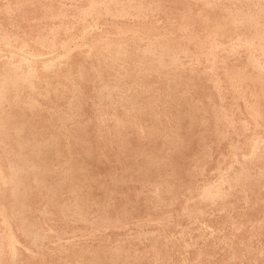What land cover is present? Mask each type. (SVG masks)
<instances>
[{
	"label": "rangeland",
	"instance_id": "obj_1",
	"mask_svg": "<svg viewBox=\"0 0 264 264\" xmlns=\"http://www.w3.org/2000/svg\"><path fill=\"white\" fill-rule=\"evenodd\" d=\"M8 1L0 0V70L2 71H0V82H3V84L0 83V92L3 90L0 93V99H2L0 100V175L2 177H0V233L3 231L0 234V245L2 244L0 264H225V262L226 264H264V186H262L264 185V14L262 13L264 0H237V2L236 0ZM86 6L91 10L86 9ZM130 6L132 8L135 6L134 10ZM121 7H123L122 10ZM84 9L87 13L83 11ZM105 10L107 12H104ZM116 10H119L118 14ZM124 10L128 16L125 15ZM136 12L139 13L135 15ZM98 14L100 16L97 18ZM113 15L115 18L118 16L115 19ZM240 16L243 18L241 19ZM249 18L250 21H248ZM243 19L247 22L245 20L242 22ZM235 22L237 25L234 24ZM115 23L117 26L114 25ZM219 25L222 27H218ZM211 27L214 29H210ZM78 35L82 37L81 40ZM220 35L223 37H219ZM2 36L5 38L3 39ZM92 44H95L94 47H91ZM215 46L219 49L217 50ZM27 62H30L29 66ZM157 64H160L162 68ZM8 68H11L9 70L11 73L8 72ZM7 75L9 78H6ZM9 82L13 85L11 86ZM252 111L257 113L254 115ZM23 141L26 143L24 144ZM34 181L38 182L37 185ZM13 182L16 184H12ZM100 189L102 191H99ZM242 192L244 194H241ZM136 193H138L137 196ZM12 199L13 203H11ZM8 215L10 217H6ZM122 226L126 227L123 229ZM105 227L106 229L108 227L106 231ZM8 244L13 248L12 246L9 248ZM11 249L15 252L12 253ZM14 253L15 255H12ZM108 259L110 260L106 261ZM111 259L113 261L115 259L116 263Z\"/></svg>",
	"mask_w": 264,
	"mask_h": 264
},
{
	"label": "bare ground",
	"instance_id": "obj_2",
	"mask_svg": "<svg viewBox=\"0 0 264 264\" xmlns=\"http://www.w3.org/2000/svg\"><path fill=\"white\" fill-rule=\"evenodd\" d=\"M7 1H8V0H7ZM69 1H70V0H69ZM71 1H72V0H71ZM90 1H91V0H90ZM101 1H102V0H101ZM109 1H110V0H109ZM149 1H150V0H149ZM149 1H148V2H149ZM191 1H192V0H191ZM200 1H201V0H200ZM205 1H206V0H205ZM219 1H220V0H219ZM225 1H226V0H225ZM229 1H230V0H229ZM8 2H10V1H8ZM112 2H114V1H112ZM115 2H116V1H115ZM125 2H126V0H125ZM236 2H237V0H236ZM236 2H235V3H236ZM243 2H244V1H243ZM262 2H263V1H262ZM102 3H103V2H102ZM104 3H105V2H104ZM109 3H110V2H109ZM122 3H123V2H122ZM128 3H129V2H128ZM128 3H127V4H128ZM205 3L207 4V2H205ZM210 3H212V2L210 1ZM14 4H15V3H14ZM88 4H90V3H88ZM97 4H98V3H97ZM97 4H96V5H97ZM100 4H101V3H100ZM111 4H112V3H111ZM124 4H125V3H124ZM153 4H154V3H153ZM253 4H254V3H253ZM256 4H257V3H256ZM258 4H259V3H258ZM12 5H13V4H11V6H12ZM18 5H20V4H18ZM94 5H95V4H94ZM105 5H107V4H105ZM139 5H140V3H139ZM207 5H208V4H207ZM207 5H205V6H207ZM214 5H215V4H214ZM239 5H240V4H239ZM15 6H16V5H15ZM22 6H23V5H22ZM35 6H36V5H35ZM61 6H62V5H61ZM63 6H64V5H63ZM87 6H88V5H87ZM87 6H86V7H87ZM99 6H100V5H99ZM102 6H103V4H102ZM112 6H115V5H112ZM116 6H117V3H116ZM121 6H122V5H121ZM123 6H124V5H123ZM150 6H151V5H150ZM222 6H223V5H222ZM254 6H255V5H254ZM254 6H253V7H254ZM8 7H10V6H8ZM86 7H85V8H86ZM89 7H90V5H89ZM103 7H105V6H103ZM130 7H131V6H130ZM130 7H129V8H130ZM137 7H139V6H137ZM201 7H202V6H201ZM207 7H208V6H207ZM209 7H210V6H209ZM224 7H225V6H224ZM25 8H26V7H25ZM41 8H42V7H41ZM43 8H44V7H43ZM60 8H61V7H60ZM67 8H68V7H67ZM74 8H75V7H74ZM115 8H116V7H115ZM122 8H123V7H121V10H122ZM124 8H125V7H124ZM131 8H132V7H131ZM133 8H135V6H133ZM133 8H132V9H133ZM140 8H141V7H140ZM14 9H15V8H14ZM70 9H72V8H70ZM80 9H81V8H80ZM86 9H88V7H87ZM89 9H90V8H89ZM89 9H88V10H89ZM98 9H99V8H98ZM105 9L107 10V8H105ZM108 9H109V8H108ZM119 9H120V8H119ZM126 9H127V8H126ZM126 9H125V10H126ZM220 9H221V7H220ZM226 9H227V8H226ZM258 9H259V8H257V10H258ZM4 10H5V9H4ZM15 10H16V9H15ZM26 10H27V9H26ZM59 10H60V9H59ZM90 10H91V9H90ZM103 10H104V8H103ZM106 10H105L104 12H107ZM125 10H124V11H125ZM127 10H128V9H127ZM133 10H134V9H133ZM212 10H213V9H212ZM11 11H12V10H11ZM24 11H25V10H24ZM64 11H65V10H64ZM76 11H77V10H76ZM78 11H79V8H78ZM83 11L85 12V9H84ZM83 11H82V12H83ZM95 11H96V10H95ZM116 11H117V12H116ZM116 11H115V12L118 14V11H119V10H116ZM124 11H120V12L122 13V12H124ZM129 11H130V10H129ZM135 11H136V10H135ZM138 11H139V10H138ZM210 11H211V10H210ZM234 11H235V10H234ZM237 11H238V9H237ZM239 11H240V10H239ZM253 11H254V10H253ZM259 11H261V10H259ZM263 11H264V10H263ZM5 12H6V11H5ZM14 12H15V11H14ZM17 12H18V11H17ZM59 12H60V11H59ZM79 12H81V10H80ZM84 12H83V13H84ZM99 12H100V11H99ZM99 12H98V13H99ZM109 12H110V11H109ZM132 12H133V11H132ZM225 12H226V11H225ZM244 12H245V11H244ZM247 12H248V10H247ZM256 12L259 14L258 11H256ZM256 12H254V13H256ZM12 13H13V12H12ZM85 13H87V10H86ZM92 13H94V12H92ZM116 13H114V14H116ZM124 13H125V15L128 16V14L126 13V11H125ZM128 13H129V12H128ZM138 13H139V12H138ZM138 13L136 12L135 15L138 14ZM218 13H219V12H218ZM227 13H228V12H227ZM262 13L264 14V12H262ZM58 14H59V13H58ZM76 14H77V12H76ZM81 14H82V13H81ZM81 14H79V15H81ZM94 14H97V13H94ZM101 14H103V13H101ZM152 14H154V13H152ZM236 14H237V13H236ZM241 14H242V13H241ZM246 14H247V13H246ZM250 14H251V12L249 13V15H250ZM6 15H8V14H6ZM60 15L62 16V14H60ZM82 15H83V14H82ZM85 15H86V14H85ZM135 15H134V16H135ZM247 15H248V14H247ZM255 15H256V14H255ZM259 15H260V14H259ZM261 15H262V14H261ZM58 16H59V15H58ZM83 16H84V15H83ZM94 16H95V15H94ZM96 16H97V15H96ZM99 16H100V14H98L97 18H98ZM103 16H104V15H102V17H103ZM105 16H106V14H105ZM108 16H110V15L108 14ZM113 16H114V15H113ZM117 16H118V15H117ZM117 16H116V18H117ZM122 16H123V15H122ZM122 16H121V17H122ZM127 16H123V17H127ZM130 16H131V14H130ZM134 16H133V17H134ZM197 16H198V15H197ZM234 16H235V15H234ZM244 16H245V15H243V17H244ZM257 16H258V15H257ZM257 16H256V17H257ZM50 17H51V16H50ZM88 17H89V16H88ZM111 17H112V16H111ZM119 17H120V16H119ZM123 17H122V18H123ZM133 17H132V18H133ZM135 17H136V19H137V16H135ZM227 17H228V16H227ZM235 17H236V16H235ZM241 17H242V16H240V18H241ZM243 17H242V18H243ZM254 17H255V16H254ZM53 18H54V17H53ZM57 18H58V17H57ZM105 18H106V17H105ZM114 18H115V16H114ZM116 18H115V19H116ZM128 18H130V17H128ZM242 18H241V19H242ZM246 18H248V17H246ZM46 19H47V18H46ZM46 19H45V20H46ZM73 19H74V18H73ZM91 19H93V18H91ZM133 19H134V18H133ZM140 19H142V18H140ZM204 19H205V17H204ZM231 19H232V18H231ZM231 19H230L229 21H231ZM235 19H236V18H235ZM252 19H253V18H252ZM258 19H259V17H258ZM48 20H49V19H48ZM80 20H82V19H80ZM94 20H95V19H94ZM111 20H112V19H111ZM127 20H128V19H127ZM145 20H146V19H145ZM236 20H237V19H236ZM244 20H245V19H243L242 22H244ZM256 20H257V19H256ZM261 20H263V18H262ZM53 21H54V19H53ZM91 21H92V20H91ZM132 21H133V20H132ZM239 21H240V20H239ZM248 21H250V18H249ZM252 21H253V20H252ZM252 21H251V22H252ZM236 22L238 23V21H236ZM236 22H235L234 24H236ZM245 22H247V21L245 20ZM258 22H259V20H258ZM77 23H78V22H77ZM81 23H82V22H81ZM85 23H86V22H85ZM132 23H133V22H132ZM136 23H137V22H136ZM136 23H135V25H136ZM207 23H208V22H207ZM213 23L215 24V21H214ZM213 23H210V24H213ZM255 23H256V22H255ZM120 24H121V23H120ZM242 24H243V23H242ZM257 24H258V23H257ZM85 25H87V23H86ZM109 25H110V24H109ZM114 25H116V23H115ZM118 25H119V24H118ZM215 25H216V24H215ZM232 25H233V24H232ZM236 25H237V24H236ZM236 25H235V26H236ZM240 25H241V23H240ZM247 25H248V23H247ZM253 25H254V23H253ZM59 26H60V25H59ZM66 26H67V25H66ZM116 26H117V25H116ZM121 26H122V25H121ZM133 26H134V25H133ZM226 26H227V25H226ZM238 26H239V25H238ZM241 26H242V25H241ZM249 26H250V25H249ZM258 26H259V25H258ZM53 27H55V26H53ZM72 27H73V26H72ZM84 27H85V26H84ZM87 27H88V26H87ZM90 27H91V26H90ZM118 27H119V26H118ZM205 27H206V26H205ZM218 27H222V26L219 25ZM246 27H247V26H246ZM256 27H257V26H256ZM256 27H254V28L256 29ZM261 27H262V25H261ZM263 27H264V26H263ZM114 28H116V27H114ZM114 28H113V29H114ZM224 28H225V26H224ZM224 28H223V29H224ZM232 28H233V27H232ZM250 28H251V26H250ZM56 29H57V28H56ZM83 29H84V28H83ZM86 29H87V28H86ZM86 29H85V31H86ZM89 29H90V28H88V30H89ZM121 29H122V28H121ZM210 29H214V28L211 27ZM234 29H235V28H234ZM234 29H233V30H234ZM239 29H240V28H239ZM258 29H259V28H258ZM49 30H50V29H49ZM94 30H95V29H94ZM123 30H124V29H123ZM215 30L217 31V28H216V27H215ZM244 30H245V29H244ZM263 30H264V29H263ZM83 31H84V30H83ZM85 31H84V32H85ZM90 31H92V30H90ZM219 31H220V30H219ZM219 31H218V32H219ZM255 31H256V30H255ZM80 32H81V31H80ZM227 32H228V31H227ZM231 32H233V31H231ZM235 32H236V31H234V33H235ZM237 32H238V31H237ZM92 33H93V32H92ZM121 33H122V32H121ZM136 33H137V32H136ZM136 33H133V34H136ZM241 33H242V32H241ZM250 33H251V32H250ZM260 33H261V32H260ZM81 34H82V33H81ZM85 34H86V33H85ZM103 34H104V33H103ZM105 34H106V33H105ZM105 34H104V35H105ZM123 34H124V33H123ZM176 34H177V33H176ZM212 34H213V33H212ZM231 34H232V33H231ZM257 34H258V33H257ZM11 35H12V34H11ZM94 35H95V34H94ZM106 35H107V34H106ZM115 35H116V34H115ZM117 35H118V34H117ZM121 35H122V34H121ZM255 35H256V33H255ZM255 35H254V36H255ZM261 35H262V34H261ZM4 36H5V35H4ZM78 36H79V35H78ZM81 36H82V35H81ZM89 36H91V35H89ZM111 36H113V34H112ZM132 36H133V35H132ZM174 36H175V35H174ZM213 36H214V35H213ZM215 36H216V35H215ZM221 36H222V35H220L219 37H221ZM251 36H252V35H251ZM257 36H258V35H257ZM5 37H6V36H5ZM5 37L2 36L3 39H4ZM14 37H16V36H14ZM46 37H47V36H46ZM79 37H80V36H79ZM98 37H99V36H98ZM103 37H104V36H103ZM117 37H118V36H117ZM120 37H121V36H120ZM123 37H124V36H123ZM176 37H177V36H176ZM222 37H223V36H222ZM235 37H236V36H235ZM237 37H238V36H237ZM241 37H242V36H241ZM19 38H20V37H19ZM21 38H22V37H21ZM81 38H82V37H80V40H81ZM137 38H138V37H137ZM177 38H178V37H177ZM214 38H215V37H214ZM243 38H244V37H243ZM256 38H257V37H256ZM259 38H260V37H259ZM13 39H14V38H13ZM17 39H18V38H17ZM22 39H23V38H22ZM36 39H37V38H36ZM96 39H98V38H96ZM99 39H100V38H99ZM120 39H121V38H120ZM127 39H128V38H127ZM129 39H130V38H129ZM129 39H128V40H129ZM220 39H222V38H220ZM249 39H251V38H249ZM254 39H255V38H254ZM262 39H263V38H262ZM5 40H6V39H5ZM7 40H8V39H7ZM43 40H45V39H43ZM43 40H41V41H43ZM82 40H83V39H82ZM84 40H85V39H84ZM118 40H119V39H118ZM132 40H133V39H132ZM226 40H227V39H226ZM228 40H229V38H228ZM235 40H236V39H235ZM247 40H248V39H247ZM247 40H246V41H247ZM259 40H260V39H258V41H259ZM15 41H16V40H15ZM24 41H25V40H24ZM39 41H40V40H39ZM75 41H76V40H75ZM87 41H88V40H87ZM93 41H94V40H93ZM99 41H100V40H99ZM103 41H105V40H103ZM103 41H102V42H103ZM113 41H114V40H113ZM113 41H112V42H113ZM120 41H121V40H120ZM126 41H127V40H126ZM134 41H135V40H134ZM134 41H133V42H134ZM238 41H239V39H238ZM252 41H253V40H252ZM252 41H251L250 43H252ZM258 41H257V42H258ZM1 42H2V40H1ZM45 42H46V40H45ZM48 42H49V41H48ZM73 42H74V41H73ZM77 42H78V39H77ZM89 42H90V41H89ZM112 42H111V43H112ZM122 42H123V41H122ZM173 42H174V41H173ZM4 43H5V42H4ZM53 43H54V42H53ZM103 43H104V42H103ZM115 43H116V41H115ZM127 43H128V42H127ZM138 43H139V42H138ZM138 43H137V44H138ZM194 43H195V42H194ZM230 43H231V42H230ZM232 43H233V42H232ZM241 43H244V42H241ZM247 43H248V42H247ZM247 43H246V44H247ZM5 44H7V43H5ZM10 44H11V43H10ZM46 44H47V43H46ZM78 44L80 45V43H78ZM100 44H101V43H100ZM258 44H259V42H258ZM43 45H44V43H43ZM76 45H77V44H76ZM92 45H93V44H92ZM94 45H95V44H94ZM94 45H93V46L90 45V46H91V47H94ZM122 45H123V44H122ZM134 45H135V44H134ZM142 45H144V44H142ZM244 45H245V44H244ZM262 45H263V44H262ZM262 45H261V46H262ZM0 46H1V45H0ZM7 46H8V45H7ZM20 46H21V45H20ZM36 46H37V45H36ZM47 46H48V45H47ZM128 46H129V45H128ZM178 46H179V45H178ZM224 46H225V45H224ZM231 46H232V45H231ZM257 46H259V45H257ZM261 46H260V47H261ZM41 47H42V46H41ZM64 47H65V46H64ZM122 47H123V46H122ZM136 47H137V46H136ZM148 47H149V46H148ZM184 47H185V46H184ZM215 47H216V46H215ZM217 47H219L218 44H217ZM217 47H216V48H217ZM239 47H240V46H239ZM242 47H244V46H242ZM3 48H4V47H3ZM8 48H10V47H8ZM12 48H13V47H12ZM88 48L90 49V47H88ZM103 48H104V47H103ZM117 48H118V45H117ZM140 48H141V47H140ZM177 48H178V47H177ZM211 48H212V47H211ZM219 48H220V47H219ZM219 48H217V50H218ZM247 48H248V47H247ZM247 48H246V49H247ZM257 48H258V47H257ZM21 49H22V47H21ZM107 49H108V48H107ZM110 49H111V48H110ZM123 49H124V48H123ZM144 49H145V48H144ZM144 49H143V51H144ZM150 49H151V48H150ZM175 49H176V48H175ZM187 49H188V48H187ZM229 49H230V48H229ZM246 49H245V50H246ZM253 49H254V48H253ZM260 49H261V48H260ZM92 50H93V49H92ZM128 50H129V48H128ZM131 50H132V49H131ZM147 50H148V49H147ZM147 50H146V51H147ZM152 50H153V49H152ZM208 50H210V49H208ZM215 50H216V49H215ZM234 50H235V49H234ZM247 50H248V49H247ZM254 50H255V49H254ZM8 51H9V49H8ZM102 51H103V50H102ZM121 51H122V50H121ZM134 51H135V50H134ZM136 51H137V50H136ZM184 51H185V50H184ZM184 51H182V52H184ZM200 51H201V50H200ZM243 51H244V50H243ZM250 51H251V50H250ZM261 51H262V50H261ZM263 51H264V50H263ZM12 52H13V51H12ZM103 52H104V51H103ZM103 52H101V53L103 54ZM105 52H106V51H105ZM139 52H140V51H139ZM213 52H214V51H213ZM222 52H223V51H222ZM252 52H253V51H252ZM20 53H21V52H20ZM101 53H100V54H101ZM114 53H115V52H114ZM124 53H125V52H124ZM127 53H128V52H127ZM142 53H144V52H142ZM146 53H147V52H146ZM146 53H145V54H146ZM148 53H149V52H148ZM152 53H153V52H152ZM185 53H189V52H185ZM210 53H211V52H210ZM226 53H227V52H226ZM231 53H232V52H231ZM240 53L243 54L242 52H240ZM256 53H257V52H256ZM0 54H1V53H0ZM18 54H19V53H18ZM121 54H122V53H121ZM125 54H126V53H125ZM129 54H130V53H129ZM131 54H132V53H131ZM134 54H135V52H134ZM134 54H133V55H134ZM155 54H156V53H155ZM234 54H235V52H234ZM251 54H252V53H251ZM253 54H254V53H253ZM11 55H12V54H11ZM95 55H96V54H95ZM152 55H153V54H152ZM157 55H158V54H157ZM157 55H156V56H157ZM198 55H199V54H198ZM201 55H202V54H201ZM201 55H200V57H201ZM205 55H206V54H205ZM212 55H213V54H212ZM212 55H211V56H212ZM262 55H263V53H262ZM22 56H23V55H22ZM22 56H21V58H22ZM25 56H26V55H25ZM59 56L62 57L61 55H59ZM99 56H100V55H99ZM125 56H126V55H125ZM135 56H136V55H135ZM135 56H134V58H135ZM137 56H138V55H137ZM150 56H151V55H150ZM158 56H159V55H158ZM158 56H157V57H158ZM186 56H187V54H186ZM207 56H208V55H207ZM211 56H210V57H211ZM226 56H227V55H226ZM232 56H233V55H232ZM235 56H236V55H235ZM247 56H248V55H247ZM263 56H264V55H263ZM2 57H5V56H2ZM19 57H20V56H19ZM96 57H97V56H96ZM126 57H128V56H126ZM145 57H146V55H145ZM151 57H152V56H151ZM196 57H197V56H196ZM196 57H195V58H196ZM215 57H216V56H215ZM251 57H252V56H251ZM260 57H262V56H260ZM33 58H34V57H33ZM58 58H59V57H58ZM137 58H139V57H137ZM142 58H143V56H142ZM189 58H190V57H189ZM198 58H199V57H198ZM225 58H227V57H225ZM238 58H239V57H238ZM4 59H8V58H4ZM117 59H119V58H117ZM124 59H125V57H124ZM148 59H149V58H148ZM154 59H155V58H154ZM157 59H158V58H157ZM157 59H156V60H157ZM184 59H185V58H184ZM192 59H193V58H192ZM196 59H197V58H196ZM216 59H217V58H216ZM261 59H262V58H261ZM22 60H24V59H22ZM131 60H132V59H131ZM137 60H138V59H137ZM140 60H141V59H140ZM160 60H161V59H160ZM189 60H190V59H189ZM213 60H214V59H213ZM223 60H225V59H223ZM229 60H230V59H229ZM11 61H12V60H11ZM26 61H27V60H26ZM31 61H32V60H31ZM98 61H99V60H98ZM132 61H133V60H132ZM138 61H139V60H138ZM145 61L147 62L148 60H145ZM150 61H151V60H150ZM195 61H196V60H195ZM195 61H193V62L195 63ZM253 61H254V60H253ZM257 61H258V60H257ZM2 62H3V61H2ZM45 62H46V61H45ZM54 62H55V61H54ZM105 62H106V61H105ZM117 62H119V61H117ZM135 62H136V61H135ZM157 62H158V61H157ZM157 62H156V63H157ZM162 62H163V60L161 61V63H162ZM168 62H169V61H168ZM187 62H188V61H187ZM190 62H191V61H190ZM212 62H214V61H212ZM227 62H228V61H227ZM227 62H226V63H227ZM236 62H237V61H236ZM259 62H260V61H259ZM9 63H10V61H9ZM23 63H25V62H23ZM27 63H28V62H27ZM27 63H26V65H27ZM29 63H30V62H29ZM29 63H28V66H29ZM35 63H36V62H35ZM50 63H51V62H50ZM99 63H101V62H99ZM151 63H152V62H151ZM191 63H192V62H191ZM223 63H224V62H223ZM0 64H1V63H0ZM2 64H3V63H2ZM14 64H15V63H14ZM53 64H54V63H53ZM110 64H111V63H110ZM145 64H146V63H145ZM212 64H213V63H212ZM257 64H258V63H257ZM4 65H6V64H4ZM4 65H3V67H4ZM9 65H10V64H9ZM43 65H44V64H43ZM43 65H42V66H43ZM49 65H50V64H49ZM121 65H122V64H121ZM132 65H133V64H132ZM157 65H158V64H157ZM185 65H186V64H185ZM188 65H189V63H188ZM195 65H196V64H195ZM195 65H194V66H195ZM213 65H214V64H213ZM224 65H225V64H224ZM253 65H254V64H253ZM262 65H263V64H262ZM97 66H98V65H97ZM139 66H140V65H139ZM142 66H143V65H142ZM144 66H145V65H144ZM144 66H143V67H144ZM158 66H160V64H159ZM165 66H166V65H164V67H165ZM179 66H181V65H179ZM186 66H187V65H186ZM215 66H216V65H215ZM255 66H256V65H255ZM255 66H254V67H255ZM259 66H260V65H259ZM1 67H2V66H1ZM5 67H6V66H5ZM8 67H9V66H8ZM10 67H11V66H10ZM17 67H19V65H18ZM118 67H119V66H118ZM160 67H161V66H160ZM167 67L169 68V66H167ZM183 67H184V66H183ZM188 67H190V66H188ZM13 68H14V67H13ZM20 68H21V67H20ZM42 68H43V67H42ZM44 68H45V66H44ZM47 68H48V67H47ZM92 68H93V67H92ZM116 68H117V67H116ZM126 68H127V67H126ZM131 68H133V67H131ZM134 68H135V67H134ZM147 68H149V67H147ZM158 68H159V67H158ZM161 68H162V67H161ZM161 68H160V69H161ZM165 68H166V67H165ZM171 68H172V67H171ZM206 68H207V67H206ZM212 68H213V66H212ZM259 68H260V67H259ZM10 69H11V68H10ZM10 69L8 68V72H9ZM22 69H23V68H22ZM26 69H27V67H26ZM31 69H32V68H31ZM94 69H95V68H94ZM124 69H125V68H124ZM156 69H157V68H156ZM180 69H181V68H180ZM194 69H195V68H194ZM227 69H228V68H227ZM251 69H252V68H251ZM32 70H33V69H32ZM96 70H97V69H96ZM96 70H95V71H96ZM117 70H118V69H117ZM132 70H133V69H132ZM151 70H152V69H151ZM169 70H170V69H169ZM235 70H237V68H236ZM241 70H242V69H241ZM252 70H253V69H252ZM260 70H262V69H260ZM0 71H1V70H0ZM5 71H6V70H5ZM15 71H17V70H15ZM48 71H49V70H48ZM92 71H93V70H92ZM135 71H136V70H135ZM149 71H150V70H149ZM156 71H157V70H156ZM165 71H166V70H165ZM175 71H176V70H175ZM183 71H184V70H183ZM239 71H240V70H239ZM257 71H258V69H257ZM1 72H2V71H1ZM6 72H7V71H6ZM21 72H22V71H21ZM23 72H24V71H23ZM25 72H26V71H25ZM27 72H29V71H27ZM97 72H98V71H97ZM150 72H151V71H150ZM178 72H179V71H178ZM191 72H192V71H191ZM204 72H205V71H204ZM236 72H237V71H236ZM9 73H11V72H9ZM9 73H8V74H9ZM14 73H15V72H14ZM100 73H101V72H100ZM118 73H119V72H118ZM118 73H116V74H118ZM132 73H133V72H132ZM157 73H158V72H157ZM172 73H173V72H172ZM180 73H181V72H180ZM224 73H226V72H224ZM239 73H240V72H239ZM239 73H238V75H240ZM2 74H4V73H2ZM2 74H1V75H2ZM5 74H7V73H5ZM5 74H4V75H5ZM19 74H20V73H19ZM120 74H121V73H120ZM146 74H147V73H146ZM165 74H166V73H165ZM182 74H183V73H182ZM208 74H209V73H208ZM235 74H236V73H235ZM249 74H250V72H249ZM255 74L257 75V73H254V75H255ZM14 75H15V74H14ZM24 75H25V74H24ZM26 75H27V74H26ZM28 75H30V74H28ZM99 75H100V74H98V76H99ZM106 75H107V74H106ZM124 75H125V74H124ZM161 75H162V74H161ZM161 75H160V76H161ZM171 75H172V74H171ZM177 75H178V74H177ZM180 75H181V74H180ZM190 75H191V74H190ZM205 75H206V74H205ZM226 75H227V74H226ZM230 75H231V74H230ZM30 76H31V75H30ZM96 76H97V75H96ZM116 76H117V75H116ZM134 76H135V75H134ZM140 76H141V74H140ZM169 76H170V75H169ZM178 76H179V75H178ZM193 76H194V75H193ZM198 76H200V75H198ZM241 76H242V75H241ZM257 76H258V75H257ZM257 76H256V78H257ZM7 77H8V75L6 76V78H7ZM15 77H16V76H15ZM19 77H20V76H19ZM22 77L24 78V76H22ZM28 77H29V76H28ZM69 77H70V76H69ZM121 77H122V76H121ZM125 77H126V76H125ZM130 77H131V76H130ZM228 77H229V76H228ZM243 77H244V76H243ZM8 78H9V77H8ZM17 78H18V76H17ZM86 78H87V77H86ZM114 78H115V77H114ZM114 78H113V79H114ZM119 78H120V77H119ZM119 78H118V79H119ZM160 78H161V77H160ZM175 78H176V77H175ZM187 78H188V77H187ZM187 78H186V79H187ZM233 78H234V77H233ZM27 79H28V78H27ZM31 79H32V77H31ZM89 79H90V78H89ZM98 79H99V78H98ZM106 79H107V78H106ZM106 79H105V80H106ZM118 79H117V80H118ZM167 79H168V78H167ZM186 79H185V80H186ZM228 79H229V78H228ZM1 80H2V79H1ZM6 80H7V79H6ZM14 80H15V79H14ZM18 80H19V79H18ZM174 80H175V79H174ZM178 80H179V78H178ZM178 80H177V81H178ZM180 80H181V79H180ZM208 80H209V79H208ZM244 80H246V79H244ZM247 80H248V79H247ZM10 81H11V79H10ZM19 81H20V80H19ZM28 81H29V80H28ZM114 81H115V79H114ZM114 81H113V82H114ZM128 81H129V80H128ZM168 81H169V80H168ZM222 81H223V80H222ZM233 81H234V80H233ZM1 82H2V81H1ZM1 82H0V83H1ZM4 82H5V81H4ZM17 82H18V81H17ZM20 82H22V81H20ZM26 82H27V81H26ZM99 82H100V81H99ZM115 82H116V81H115ZM129 82H130V81H129ZM9 83H10V82H9ZM15 83H16V82H15ZM15 83H14V84H15ZM31 83H32V81H31ZM82 83H83V82H82ZM90 83H91V82H90ZM100 83H101V82H100ZM100 83H99V84H100ZM138 83H139V82H138ZM168 83H169V82H168ZM214 83H215V82H214ZM228 83H229V82H228ZM2 84H3V82H2ZM17 84H18V83H17ZM17 84H16V85H17ZM106 84H107V83H106ZM109 84H110V83H109ZM113 84H114V83H113ZM178 84H179V82H178ZM178 84H177V85H178ZM220 84H221V83H220ZM10 85H11V83H10ZM12 85H13V84H12ZM12 85H11V86H12ZM16 85H15V86H16ZM30 85H31V84H30ZM2 86H3V85H2ZM32 86H33V85H32ZM86 86H87V85H86ZM99 86H101V85H99ZM102 86H104V85H102ZM135 86H136V85H135ZM192 86H193V85H192ZM18 87H19V86H18ZM121 87H122V86H121ZM121 87H120V88H121ZM194 87H195V86H194ZM229 87H230V86H229ZM240 87H241V86H240ZM10 88H11V87H10ZM16 88H17V87H16ZM23 88H24V87H23ZM25 88H26V87H25ZM25 88H24V89H25ZM30 88H31V87H30ZM91 88H92V87H91ZM114 88L116 89V87H114ZM124 88H125V87H124V85H123V89H124ZM129 88H130V87H129ZM133 88H134V87H133ZM246 88H247V86H246ZM28 89H29V87H28ZM73 89H74V88H73ZM93 89H94V88H93ZM102 89H103V88H102ZM233 89H234V88H233ZM15 90H16V89H15ZM33 90H35V88H34ZM39 90H40V89H39ZM112 90H114V89H112ZM136 90H137V89H136ZM143 90H145V89H143ZM175 90H176V89H175ZM213 90H214V89H213ZM248 90H249V89H248ZM2 91H3V90H2ZM2 91H1V92H2ZM16 91H17V90H16ZM71 91H72V90H71ZM74 91H75V90H74ZM134 91H135V90H134ZM138 91H139V90H138ZM219 91H220V90H219ZM243 91L245 92V90H243ZM1 92H0V93H1ZM14 92H15V91H14ZM30 92H31V91H30ZM34 92H36V91H34ZM38 92H39V91H38ZM90 92H92V91H90ZM98 92H99V91H98ZM108 92H109V91H108ZM111 92H112V91H111ZM127 92H128V91H127ZM168 92H169V91H168ZM187 92H188V91H187ZM11 93H12V92H11ZM19 93H20V92H19ZM32 93H33V92H32ZM32 93H31V95L33 96ZM41 93H42V92H41ZM44 93H45V92H43V94H44ZM71 93H72V92H71ZM96 93H97V92H96ZM146 93H147V92H146ZM232 93H233V90H232ZM16 94H17V92H16ZM20 94H21V93H20ZM35 94H37V93H35ZM45 94H46V93H45ZM78 94H80V93H78ZM97 94H98V93H97ZM102 94H103V93H102ZM124 94H125V93H124ZM183 94H184V93H183ZM256 94H257V93H256ZM0 95H1V94H0ZM31 95H30V97H31ZM46 95L48 96V94H46ZM98 95H99V94H98ZM105 95H106V94H105ZM105 95H104V97H105ZM166 95H167V94H166ZM208 95H209V94H208ZM218 95H219V94H218ZM249 95H250V94H249ZM27 96H28V94H27ZM140 96H141V95H140ZM143 96H145V95H143ZM18 97H19V95H18ZM18 97H17V98H18ZM40 97H41V96H39V98H40ZM74 97H75V96H74ZM99 97H100V96H99ZM102 97H103V96H102ZM109 97H110V95H109ZM250 97H251V95H250ZM22 98H24V97H22ZM26 98H27V97H26ZM45 98H46V97H45ZM45 98H44V99H45ZM96 98H97V97H96ZM137 98H139V97H137ZM183 98H184V97H183ZM253 98H254V97H253ZM3 99H4V98H3ZM15 99H16V97H15ZM29 99H30V98H29ZM33 99H34V98H33ZM71 99H72V98H71ZM71 99H70V100H71ZM99 99H100V98H99ZM130 99H131V98H130ZM164 99H165V98H164ZM164 99H163V101H165ZM218 99H219V98H218ZM0 100H2V99H0ZM16 100H17V99H16ZM30 100H31V99H30ZM30 100H29V101H30ZM108 100H109V99H108ZM8 101H9V100H8ZM26 101H27V100H26ZM31 101H32V100H31ZM34 101H35V100H34ZM110 101H111V99H110ZM129 101H130V100H129ZM190 101H191V100H190ZM134 102H135V101H134ZM140 102L142 103V101H140ZM143 102H144V101H143ZM228 102H229V101H228ZM233 102H236V101H233ZM242 102H244V101H242ZM31 103H32V102H31ZM114 103H116V102H114ZM158 103H159V102H158ZM162 103H163V102H162ZM231 103H232V102H231ZM3 104H5V102H3ZM7 104H8V103H7ZM9 104H10V103H9ZM9 104H8V105H9ZM33 104H34V103H33ZM36 104H37V102H36ZM105 104H106V103H105ZM212 104H213V103H212ZM232 104H233V103H232ZM244 104H245V103H244ZM1 105H2V103H1ZM10 105H11V104H10ZM12 105H13V104H12ZM16 105H17V104H16ZM68 105H69V104H68ZM103 105H104V103H103ZM107 105H108V104H107ZM228 105H230V102L228 103ZM245 105H246V104H245ZM21 106H22V104H21ZM73 106H74V105H73ZM88 106H89V105H88ZM110 106H111V105H110ZM110 106H109V107H110ZM113 106H114V105H113ZM151 106H152V105H150V107H151ZM1 107H2V106H1ZM14 107H15V106H14ZM24 107H27V106L24 105ZM29 107H30V106H29ZM40 107H41V106H40ZM81 107H82V106H81ZM105 107H106V105H105ZM147 107H148V106H147ZM163 107H164V106H163ZM199 107H200V106H199ZM251 107H252V106H251ZM251 107H249V109H250ZM253 107H254V106H253ZM2 108H3V107H2ZM30 108H31V107H30ZM83 108H84V107H83ZM92 108H93V107H92ZM148 108H149V107H148ZM192 108H193V106H192ZM246 108H247V107H246ZM12 109H14V108H12ZM31 109H32V108H31ZM33 109H34V108H33ZM93 109H94V108H93ZM151 109H152V108H151ZM154 109H155V108H154ZM160 109H162V108L160 107ZM8 110H10V109H8ZM29 110H30V109H29ZM64 110H65V109H64ZM162 110H163V109H162ZM250 110H251V109H250ZM250 110H248V111H250ZM5 111H6V110H5ZM48 112H49V111H48ZM69 112H70V111H69ZM95 112H96V111H95ZM95 112H94V113H95ZM163 112H164V111H163ZM213 112L215 113L216 110L213 111ZM252 112H253V111H252ZM3 113H4V112H3ZM3 113H2V114H3ZM7 113H8V112H7ZM7 113H6V114H7ZM31 113H32V112H31ZM41 113H42V112H41ZM78 113H79V112H78ZM219 113H220V111H219ZM253 113H254V112H253ZM255 113H257V112H255ZM255 113H254V115H255ZM212 114H213V113H212ZM217 114H218V113H216V115H217ZM248 114L250 115V112H249ZM4 115H5V114H4ZM7 115H8V114H7ZM31 115H32V114H31ZM249 115H248V116H249ZM13 116H14V115H13ZM18 116H19V115H18ZM32 116H33V115H32ZM34 116H35V114H34ZM224 116H225V115H224ZM20 117H21V116H20ZM29 117H30V116H29ZM72 117H73V116H72ZM184 117H185V116H184ZM228 117H229V115H228ZM249 117H250V116H249ZM11 118H12V117H11ZM15 118H16V117H15ZM18 118H19V117H18ZM21 118H22V117H21ZM32 118H34V117H32ZM79 118H80V117H79ZM82 118H83V117H82ZM217 118H218V117H217ZM219 118H220V117H219ZM222 118H223V117H222ZM253 118H254V116L252 117V119H253ZM49 119H50V118H49ZM69 119H70V118H69ZM80 119H81V118H80ZM256 119H257V118H256ZM258 119H259V118H258ZM258 119H257V120H258ZM13 120H14V119H13ZM23 120H24V119H23ZM28 120H29V119H28ZM242 120H243V119H242ZM254 120H255V119H253V121H254ZM8 121H9V120H8ZM14 121H15V120H14ZM219 121H220V119H219ZM225 121H226V120H225ZM261 121H262V120H261ZM5 122L7 123V121H5ZM9 122H10V121H9ZM21 122H22V121H21ZM48 122H49V121H48ZM85 122H87V121H85ZM241 122H242V121H241ZM244 122H245V121H244ZM1 123H2V122H1ZM26 123H27V122H26ZM66 123H67V122H66ZM200 123H201V122H200ZM215 123H216V122H215ZM219 123H220V122H219ZM233 123H234V122H233ZM239 123H240V122H239ZM254 123H255V122H254ZM8 124H9V123H8ZM17 124H18V123H17ZM21 124H22V123H21ZM213 124H214V123H213ZM230 124H231V123H230ZM246 124H247V123H246ZM18 125H19V124H18ZM25 125H26V124H25ZM27 125H28V124H27ZM60 125H61V124H60ZM256 125H257V124H256ZM258 125H259V124H258ZM258 125H257V126H258ZM0 126H1V125H0ZM7 126H8V125H7ZM61 126H63V125H61ZM214 126H215V125H214ZM216 126H217V125H216ZM261 126H262V125H261ZM261 126H260V127H261ZM3 127H4V126H3ZM9 127H10V126H9ZM9 127H8V128H9ZM12 127H13V126H12ZM14 127H15V125H14ZM14 127H13V129H14ZM21 127H22V126H21ZM26 127H27V126H26ZM31 127H32V126H31ZM55 127H56V125H55ZM55 127H54V128H55ZM63 127H64V126H63ZM229 127H231V126H229ZM246 127H247V126H246ZM255 127H256V126H255ZM0 128H1V127H0ZM6 128H7V127H6ZM6 128H5V129H6ZM16 128H17V127H16ZM256 128H257V127H256ZM40 129H41V128H40ZM230 129H231V128H230ZM234 129H235V128H234ZM244 129H245V128H244ZM7 130H8V129H7ZM9 130H10V129H9ZM46 130H47V129H46ZM53 130H54V129H53ZM206 130H207V129H206ZM262 130H263V129H262ZM10 131H11V130H10ZM32 131H33V130H32ZM39 131H40V130H39ZM57 131H58V130H57ZM64 131H65V130H64ZM97 131H98V130H97ZM140 131H141V129H140ZM248 131H249V130H248ZM263 131H264V130H263ZM4 132H5V131H4ZM12 132H13V131H12ZM17 132H18V131H17ZM58 132H59V131H58ZM30 133H31V131H30ZM214 133H215V132H214ZM225 133H226V132H225ZM225 133H224V134H225ZM230 133H231V131H230ZM253 133H254V132H253ZM22 134H23V133H22ZM67 134H68V133H67ZM67 134H66V135H67ZM113 134H114V132H113ZM142 134H143V133H142ZM171 134H172V133H171ZM228 134H229V133H228ZM228 134H227V135H228ZM232 134H233V133H232ZM2 135H3V132H2ZM31 135H32V134H31ZM44 135H45V134H44ZM118 135H119V134H118ZM219 135H220V134H219ZM225 135H226V134H225ZM225 135H224V136H225ZM257 135H258V134H257ZM164 136H165V135H164ZM217 136H218V135H217ZM3 137H4V136H3ZM9 137H10V136H9ZM28 137H29V136H28ZM28 137H27V138H28ZM38 137H39V136H38ZM214 137H215V136H214ZM221 137H222V136H221ZM240 137H241V136H240ZM69 138H71V137H69ZM162 138H163V137H162ZM222 138H223V137H222ZM226 138H227V137H226ZM0 139H1V138H0ZM4 139H6V138H4ZM17 139H18V138H17ZM19 139L21 140L20 137H19ZM19 139H18V140H19ZM24 139H25V138H24ZM41 139H42V138H41ZM46 139H47V138H46ZM55 139H56V138H55ZM67 139H68V138H67ZM71 139H72V138H71ZM249 139H250V138H249ZM249 139H248V140H249ZM18 140H17V141H18ZM28 140H29V138H28ZM44 140H45V139H44ZM251 140H252V138H251ZM251 140H250V141H251ZM254 140H256V139H254ZM254 140H253V141H254ZM9 141H10V140H9ZM11 141H12V140H11ZM31 141H32V140H31ZM45 141H46V140H45ZM216 141H217V140H216ZM221 141H222V140H221ZM14 142H16V141H14ZM18 142H20V141H18ZM21 142H22V141H21ZM23 142H24V141H23ZM37 142H38V141H37ZM42 142H43V141H42ZM79 142H80V141H79ZM229 142L232 143L233 141H229ZM258 142H260V141H258ZM9 143H10V142H9ZM9 143H8V144H9ZM25 143H26V142H24V144H25ZM40 143H41V142H40ZM45 143H46V142H45ZM4 144H5V143H4ZM28 144H29V143H27V145H28ZM34 144H35V141H34ZM36 144H37V143H36ZM38 144H39V142H38ZM38 144H37V146H38ZM47 144H48V143H47ZM171 144H172V143H171ZM229 144H230V143H229ZM229 144H228V145H229ZM234 144H235V143H234ZM234 144H233V145H234ZM249 144H250V143H249ZM249 144H248V146H250ZM256 144H257V143H256ZM1 145H2V144H1ZM31 145H32V144H31ZM51 145H52V144H51ZM91 145H92V144H91ZM162 145H163V144H162ZM244 145H245V144H244ZM251 145H252V144H251ZM258 145H259V144H258ZM8 146H9V145H8ZM21 146H22V145H21ZM33 146H34V145H33ZM41 146H43V145H41ZM41 146H39V147H41ZM45 146H46V145H45ZM92 146H93V145H92ZM95 146H96V145H95ZM230 146H231V144H230ZM253 146H254V145H253ZM13 147H14V146H13ZM29 147H30V146H28V148H29ZM39 147H38V148H39ZM43 147H44V146H43ZM242 147H243V146H242ZM242 147H241V148H242ZM246 147H247V146H246ZM2 148H3V147H2ZM6 148H7V147H6ZM25 148H26V146H25ZM30 148H31V147H30ZM32 148H34V147H32ZM45 148H46V147H45ZM144 148H145V147H144ZM236 148H237V146H236ZM26 149H27V148H26ZM40 149H41V148H40ZM42 149H43V148H42ZM79 149H80V148H79ZM79 149H78V150H79ZM2 150H3V149H2ZM30 150H31V149H30ZM36 150H37V148H36ZM250 150H251V149H250ZM254 150H255V149H254ZM12 151H13V148H12ZM22 151H23V150H22ZM22 151H21V152H22ZM33 151H35V150H33ZM41 151H42V150H41ZM79 151H80V150H79ZM90 151H91V150H90ZM238 151H239V150H238ZM251 151H252V150H251ZM262 151H263V150H262ZM16 152H19V151H16ZM35 152H36V151H35ZM49 152H50V151H49ZM51 152H52V150H51ZM53 152H54V151H53ZM100 152H101V151H100ZM233 152H235V151L233 150ZM252 152H253V151H252ZM255 152H256V151H255ZM260 152H261V151H260ZM11 153H14V152H11ZM27 153H28V151H27ZM36 153H38V152H36ZM61 153H62V152H61ZM236 153H237V152H236ZM257 153L259 154V152H257ZM19 154H20V153H19ZM34 154H35V153H34ZM41 154H42V153H41ZM41 154H40V155H41ZM44 154H45V153H44ZM48 154H49V153H48ZM159 154H160V153H159ZM234 154H235V153H234ZM249 154H250V153H249ZM249 154H248V155H249ZM252 154H254V153H252ZM261 154H262V153H261ZM7 155H8V154H7ZM14 155H15V154H14ZM14 155H12V156H14ZM20 155H21V154H20ZM42 155H43V154H42ZM57 155H58V154H57ZM90 155H91V154H90ZM248 155H247V156H248ZM256 155H257V154H256ZM28 156H29V155H28ZM30 156H31V154H30ZM43 156H44V155H43ZM49 156H50V155H49ZM68 156H69V155H68ZM79 156H80V155H79ZM86 156H87V155H86ZM88 156H89V155H88ZM258 156H259V155H258ZM3 157H4V156H3ZM18 157H19V156H18ZM23 157H24V156H23ZM25 157H26V156H25ZM33 157H36V156H33ZM33 157H32V158H33ZM47 157H48V156H47ZM54 157H55V156H54ZM59 157H60V156H59ZM97 157H98V156H97ZM218 157H219V156H218ZM221 157H222V156H221ZM227 157H228V156H227ZM230 157H231V156H230ZM251 157H252V156H251ZM254 157H255V156H254ZM262 157H263V156H262ZM13 158H14V157H13ZM20 158H21V157H20ZM20 158H18V159H20ZM26 158H27V157H26ZM26 158H25V159H26ZM41 158H42V157H41ZM69 158H70V157H69ZM105 158H106V157H105ZM219 158H220V157H219ZM248 158L251 159L250 157H248ZM257 158H258V157H257ZM8 159H9V158H8ZM18 159H17V160H18ZM25 159H24V160H25ZM29 159H30V157H29ZM35 159H36V158H35ZM38 159L40 160L39 157H38ZM243 159H244V158H243ZM245 159H246V158H245ZM245 159H244V160H245ZM249 159H248V160H249ZM3 160H4V159H3ZM11 160H12V159H11ZM14 160H15V159H14ZM20 160H21V159H20ZM39 160H38V161H39ZM44 160H45V159H44ZM48 160H49V159H48ZM48 160H47V161H48ZM64 160H65V159H64ZM216 160H217V159H216ZM224 160H225V159H224ZM248 160H246V161H248ZM1 161H2V160H1ZM7 161H8V160H7ZM22 161H23V160H22ZM22 161H21V162H22ZM57 161H58V160H57ZM89 161H90V160H89ZM249 161L251 162V160H249ZM256 161H257V160H256ZM2 162H3V161H2ZM17 162H18V161H17ZM17 162H16V163H17ZM19 162H20V161H19ZM63 162H64V161H63ZM69 162H71V161H69ZM4 163H6V162L4 161ZM13 163H14V162H13ZM24 163H26V162H24ZM34 163H35V162H34ZM53 163H54V162H53ZM67 163H68V162H67ZM196 163H197V162H196ZM235 163H236V162H235ZM244 163H245V161H244ZM2 164H3V163H2ZM20 164H21V163H20ZM22 164H23V162H22ZM41 164H43V163H41ZM41 164H40V165H41ZM57 164H58V162H57ZM63 164H64V163H63ZM63 164H61V165H63ZM218 164H219V163H218ZM16 165H17V164H16ZM24 165H25V164H24ZM29 165H30V164H29ZM50 165H51V164H50ZM78 165H79V164H78ZM236 165H238V163H237ZM239 165H240V164H239ZM241 165H243V164H241ZM248 165H249V163H248ZM253 165H254V164H253ZM253 165H252V166H253ZM4 166H5V165H4ZM9 166H11V165H9ZM20 166H21V165H20ZM22 166H23V165H22ZM30 166H31V165H30ZM37 166H39V165H37ZM42 166H43V165H42ZM82 166H83V164H82ZM108 166H109V165H108ZM148 166H149V165H148ZM243 166H244V165H243ZM5 167H6V166H5ZM7 167H8V166H7ZM7 167H6V168H7ZM16 167H18V166H16ZM24 167H26V166H24ZM54 167H55V166H54ZM75 167H76V165H75ZM88 167H89V166H88ZM219 167H220V166H219ZM226 167H227V166H226ZM3 168H4V167H3ZM6 168H5V169H6ZM14 168H15V167H14ZM31 168H32V166H31ZM40 168H42V167H40ZM43 168H46V167H43ZM52 168H53V167H52ZM66 168H67V167H66ZM76 168H77V167H76ZM85 168H86V167H85ZM223 168H224V167H223ZM240 168H241V167H240ZM19 169H20V168H19ZM32 169H34V168H32ZM46 169H47V168H46ZM54 169H55V168H54ZM59 169H60V168H59ZM64 169H65V168H64ZM86 169H87V168H86ZM217 169H218V167H217ZM241 169H243V167H242ZM245 169H246V168H245ZM245 169H244V170H245ZM2 170H3V169H2ZM16 170H17V169H16ZM24 170H26V169L24 168ZM42 170H43V169H42ZM42 170H41V171H42ZM62 170H63V169H62ZM65 170H67V169H65ZM87 170H88V169H87ZM214 170H215V169H214ZM214 170H213V171H214ZM239 170H240V169H239ZM6 171H8V170H6ZM6 171H5V172H6ZM36 171H37V169H36ZM43 171H44V170H43ZM67 171H68V170H67ZM219 171H220V170H219ZM223 171H224V170H223ZM226 171H227V170H226ZM232 171H233V170H232ZM246 171H248V170H246ZM250 171H251V170H250ZM12 172H13V171H12ZM23 172H24V171H23ZM32 172H33V171H32ZM32 172H31V173H32ZM34 172H35V171H34ZM51 172H52V169H51ZM59 172H60V171H59ZM74 172H75V170H74ZM228 172H229V171H228ZM237 172H238V171H237ZM244 172H245V171H244ZM244 172H243V173H244ZM8 173H9V171H8ZM8 173H7V174H8ZM17 173H18V172H17ZM27 173H30V172L27 171ZM35 173H37V172H35ZM46 173H48V172H46ZM75 173H76V172H75ZM79 173H80V170H79ZM234 173H235V171H234ZM243 173H242V174H243ZM2 174H3V173H2ZM9 174H10V173H9ZM18 174H19V173H18ZM21 174H22V173H21ZM41 174H42V173H41ZM49 174H50V173H49ZM53 174H54V173H53ZM55 174H56V173H55ZM57 174H58V173H57ZM73 174H74V173H73ZM166 174H167V173H166ZM232 174H233V173H232ZM260 174H261V173H260ZM3 175H4V174H3ZM12 175H13V174H12ZM12 175H11V176H12ZM25 175H26V173H25ZM25 175H24V176H25ZM27 175H28V174H27ZM31 175H32V174H31ZM31 175H30V176H31ZM33 175H34V174H33ZM33 175H32V176H33ZM38 175H39V171H38ZM46 175H47V174H46ZM78 175H79V174H78ZM200 175H201V174H200ZM209 175H210V173H209ZM223 175H224V174H223ZM223 175H222V176H223ZM233 175H235V174H233ZM244 175H245V174H244ZM253 175H254V174H253ZM5 176H6V175H5ZM15 176H16V175H15ZM32 176H31V177H32ZM35 176H36V174H35ZM35 176H34V177H35ZM212 176H213V175H212ZM226 176H227V175H226ZM236 176H237V175H236ZM238 176H239V175H238ZM238 176H237V177H238ZM241 176H243V175H241ZM249 176H250V175H249ZM249 176H248V177H249ZM261 176H262V175H261ZM0 177H1V175H0ZM25 177H26V176H25ZM45 177H47V176H45ZM49 177H50V176H49ZM86 177H87V176H86ZM201 177H203V176H201ZM219 177H220V176H219ZM237 177H236V178H237ZM245 177H246V176H245ZM259 177H260V176H259ZM263 177H264V176H263ZM1 178H2V177H1ZM8 178H9V177H8ZM12 178H13V177H12ZM14 178H15V177H14ZM19 178H20V177H19ZM21 178H22V177H21ZM50 178H51V177H50ZM53 178H54V177H53ZM59 178H60V177H59ZM75 178H76V177H75ZM110 178H111V177H110ZM114 178H115V180H116V177H114ZM225 178H226V177H225ZM239 178H240V177H239ZM246 178H247V177H246ZM35 179H36V178H35ZM39 179H41V178H39ZM62 179H64V178H62ZM73 179H74V177H73ZM83 179H84V177H83ZM228 179H229V178H228ZM230 179H231V178H230ZM230 179H229V180H230ZM232 179H233V177H232ZM241 179H243V178H241ZM248 179H249V178H248ZM7 180H8V179H7ZM17 180H18V179H17ZM31 180H33V179H31ZM43 180H44V178H43ZM56 180H57V179H56ZM79 180H80V179H79ZM214 180H215V179H214ZM222 180H224V179H222ZM237 180H238V179H237ZM245 180H246V179H245ZM255 180L257 181V179H255ZM13 181H14V179H13ZM36 181H37V180H36ZM36 181H34V182L36 183ZM40 181H41V180H40ZM48 181H49V180H48ZM53 181H54V180H53ZM63 181H64V180H63ZM68 181H69V180H68ZM83 181H84V180H83ZM218 181H219V180H218ZM234 181H235V180H234ZM234 181H233V182H234ZM238 181H240V180H238ZM249 181H250V180H249ZM1 182H3V180H1ZM18 182H19V180H18ZM41 182H42V181H41ZM56 182H57V181H55V183H56ZM65 182H66V181H65ZM210 182H211V180H210ZM210 182H209V183H210ZM231 182H232V181H231ZM235 182H236V181H235ZM246 182H247V181H246ZM254 182H255V181H254ZM257 182H259V181H257ZM3 183L6 184V181L3 182ZM22 183H23V181H22ZM22 183H21V184H22ZM29 183H30V182H29ZM37 183H38V182H37ZM37 183H36V185H37ZM42 183H43V182H42ZM52 183H53V182H52ZM63 183H64V182H63ZM71 183H72V182H71ZM79 183H80V182H79ZM95 183H96V182H95ZM226 183H227V182H226ZM237 183H238V182H237ZM7 184H8V183H7ZM7 184H6V185H7ZM12 184H16V183L13 182ZM47 184H48V183H47ZM56 184H57V183H56ZM56 184H55V185H56ZM66 184H67V183H66ZM66 184H65V185H66ZM74 184H75V183H74ZM77 184H78V182H77ZM90 184H91V183H90ZM90 184H89V185H90ZM127 184H128V183H127ZM146 184H147V183H146ZM207 184H208V183H207ZM211 184H212V183H211ZM229 184H230V182H229ZM235 184H236V183H235ZM240 184H241V182H240ZM256 184H257V183H256ZM1 185H2V184H1ZM22 185H23V184H22ZM27 185H29V184H27ZM44 185H45V184H44ZM57 185H59V184H57ZM60 185H62V184L60 183ZM150 185H151V184H150ZM154 185H155V184H154ZM165 185H167V184H165ZM4 186H5V185H4ZM45 186H46V185H45ZM45 186H43V187H45ZM48 186H49V185H48ZM51 186H52V185H51ZM77 186H78V185H77ZM81 186H82V185H81ZM91 186H92V185H91ZM104 186H105V185H104ZM141 186H142V185H141ZM161 186H162V185H161ZM204 186H205V185H204ZM234 186H235V185H234ZM241 186H242V185H241ZM262 186H264V185H262ZM12 187H13V186H12ZM16 187H17V186H16ZM16 187H15V188H16ZM25 187H26V186H25ZM39 187H41V186H39ZM79 187H80V186H79ZM102 187H103V185H102ZM105 187H106V186H105ZM148 187H149V185H148ZM156 187H157V186H156ZM167 187H168V186H167ZM167 187H166V188H167ZM197 187H198V186H197ZM201 187H202V186H201ZM209 187H210V186H209ZM215 187H216V186H215ZM221 187H222V185H221ZM221 187H220V190H221ZM242 187H243V186H242ZM248 187H249V185H248ZM248 187H247V188H248ZM29 188H30V187H29ZM29 188H28V189H29ZM36 188H37V187H36ZM47 188H48V187H47ZM70 188H71V187H70ZM86 188H87V187H86ZM98 188H99V187H98ZM103 188H104V187H103ZM160 188H161V187H160ZM231 188H233V187H231ZM240 188H241V187H240ZM245 188H246V187H245ZM4 189H5V188H4ZM52 189H53V188H52ZM60 189H61V188H60ZM72 189H73V188H72ZM75 189H76V188H75ZM78 189H79V188H78ZM88 189H89V188H88ZM109 189H110V188H109ZM164 189H165V188H164ZM171 189H172V188H171ZM208 189H209V188H208ZM10 190H11V189H10ZM13 190H14V189H13ZM15 190H16V189H15ZM17 190H18V189H17ZM22 190H23V189H22ZM29 190H30V189H29ZM36 190H37V189H36ZM67 190H68V189H67ZM67 190H66V191H67ZM83 190H84V189H83ZM91 190H92V189H91ZM153 190H154V189H153ZM159 190H160V189H159ZM205 190H206V189H205ZM209 190H210V189H209ZM232 190H234V188H233ZM240 190H241V189H240ZM8 191H9V190H8ZM8 191H7V192H8ZM24 191H25V190H24ZM47 191H52V190H47ZM58 191H59V190H58ZM63 191H64V190H63ZM63 191H62V192H63ZM70 191H71V190H70ZM76 191H77V190H76ZM88 191L90 192V190H88ZM95 191H96V190H95ZM99 191H102V190L100 189ZM104 191H105V190H104ZM104 191H103V193H105ZM141 191H142V190H141ZM165 191H166V190H165ZM168 191H169V190H168ZM185 191H186V190H185ZM196 191H197V190H196ZM200 191H201V190H200ZM200 191H199V192H200ZM215 191H216V190H215ZM230 191H231V190H230ZM30 192H31V191H30ZM33 192H34V191H33ZM41 192H42V191H41ZM60 192H61V190H60ZM67 192H68V191H67ZM85 192H86V191H85ZM118 192H119V191H118ZM157 192H158V191H157ZM160 192H161V191H160ZM160 192H159V193H160ZM197 192H198V191H197ZM203 192H204V191H203ZM205 192H206V191H205ZM212 192H213V191H212ZM228 192H229V191H228ZM238 192H239V191H238ZM240 192H241V191H240ZM18 193L20 194V192H18ZM21 193H22V191H21ZM78 193H79V191H78ZM90 193H91V192H90ZM90 193H89V194H90ZM166 193H167V191H166ZM221 193H222V192H221ZM9 194H10V193H9ZM12 194H13V193H12ZM14 194H15V193H14ZM25 194H26V193H25ZM67 194H68V193H67ZM67 194H66V195H67ZM69 194H70V193H69ZM85 194H86V193H85ZM89 194H88V195H89ZM92 194H94V193H92ZM110 194H111V193H110ZM115 194H116V193H115ZM137 194H138V193H136V196H137ZM198 194H199V193H198ZM224 194H225V193H224ZM241 194H244V193L242 192ZM21 195H22V194H21ZM75 195H76V194H75ZM81 195H82V194H81ZM88 195H87V196H88ZM105 195H107V194H105ZM124 195H125V194H124ZM158 195H159V194H158ZM167 195H168V194H167ZM212 195H213V194H212ZM220 195H221V194H220ZM24 196H25V195H24ZM24 196H23V197H24ZM55 196H57V195H55ZM87 196H86V197H87ZM92 196H94V195H92ZM206 196H207V195H206ZM229 196H230V195H229ZM255 196H256V195H255ZM255 196H254V197H255ZM14 197H15V196H14ZM83 197H84V196H83ZM104 197H105V196H104ZM115 197H116V196H115ZM126 197H127V196H126ZM139 197H140V196H139ZM201 197H202V196H201ZM203 197H205V196H203ZM213 197H214V196H213ZM220 197H221V196H220ZM21 198H22V197H21ZM58 198H59V197H58ZM66 198H67V197H66ZM72 198H73V197H72ZM75 198H76V197H75ZM91 198H92V197H91ZM105 198H106V197H105ZM107 198H108V196H107ZM183 198H184V197H182V199H183ZM196 198H197V196H196ZM198 198H199V197H198ZM221 198H222V197H221ZM227 198H228V197H227ZM245 198H246V197H245ZM22 199H23V198H22ZM78 199H79V198H78ZM101 199H103V198H101ZM192 199H193V198H192ZM208 199H209V197H208ZM217 199H218V198H217ZM6 200H7V199H6ZM47 200H48V199H47ZM72 200H73V199H72ZM80 200H81V199H80ZM98 200H99V199H98ZM98 200H97V201L95 200V201L98 202ZM116 200H117V199H116ZM116 200H115V201H116ZM151 200H152V199H151ZM186 200H187V199H186ZM193 200H194V199H193ZM203 200H204V198H203ZM213 200H214V199H213ZM221 200H222V199H221ZM224 200H226V199H224ZM242 200H243V199H242ZM3 201H4V200H3ZM12 201H13V199L11 200V203H13ZM70 201H71V199H70ZM73 201H74V200H73ZM108 201H109V200H108ZM159 201H160V200H159ZM161 201H162V200H161ZM190 201H191V200H190ZM222 201H223V200H222ZM63 202H64V201H63ZM77 202H78V201H77ZM83 202H84V200H83ZM83 202H82V203H83ZM91 202H92V201H91ZM162 202H163V201H162ZM164 202H165V201H164ZM187 202H188V201H187ZM214 202H215V201H214ZM240 202H241V201H240ZM245 202H246V201H245ZM250 202H251V201H250ZM6 203H8V202H6ZM11 203H10V204H11ZM20 203H21V202H20ZM20 203H19V204H20ZM67 203H68V202H67ZM80 203H81V202H80ZM149 203H150V202H149ZM184 203H185V202H184ZM199 203H200V202H199ZM53 204H54V203H53ZM55 204H56V203H55ZM70 204H71V203H70ZM88 204H89V203H88ZM111 204H112V203H111ZM187 204H188V203H187ZM210 204H211V203H210ZM212 204H213V202H212ZM212 204H211V205H212ZM260 204H261V203H260ZM7 205H9V204H7ZM11 205H12V204H11ZM62 205H63V204H62ZM85 205H86V204H85ZM90 205H91V204H90ZM96 205H98V204H96ZM106 205H107V203H106ZM230 205H231V203H230ZM5 206H6V205H5ZM17 206H18V204H17ZM44 206H45V205H44ZM73 206H74V205H73ZM151 206H152V205H151ZM167 206H168V204H167ZM220 206H221V205H220ZM8 207H9V206H8ZM19 207H20V206H19ZM21 207H23V206H21ZM26 207H27V206H26ZM65 207H66V206H65ZM67 207H69V206H67ZM114 207H115V206H114ZM168 207H169V206H168ZM173 207H174V206H173ZM185 207H186V205H185ZM251 207H252V206H251ZM5 208H6V207H5ZM9 208H10V207H9ZM13 208H14V207H13ZM27 208H28V207H27ZM73 208H74V207H73ZM153 208H154V207H153ZM169 208H170V207H169ZM14 209H15V208H14ZM24 209H25V207H24ZM42 209H43V208H42ZM69 209H70V208H69ZM97 209H98V208H97ZM99 209H100V208H99ZM113 209H114V208H113ZM113 209H111V210H113ZM205 209H206V208H205ZM12 210H13V209H12ZM36 210H37V209H36ZM65 210L68 211L67 209H65ZM76 210H77V209H75V211H76ZM78 210H79V209H78ZM89 210H90V209H89ZM186 210H187V209H186ZM8 211H10V210H8ZM42 211H44V210H42ZM83 211H84V210H83ZM10 212H11V211H10ZM28 212H29V211H28ZM34 212H35V211H34ZM73 212H74V211H73ZM73 212H72V213H73ZM79 212H80V211H79ZM96 212H97V211H96ZM180 212H181V211H180ZM184 212H185V211H184ZM189 212H190V211H189ZM196 212H197V211H196ZM3 213H4V212H3ZM16 213H17V212H16ZM20 213H21V212H20ZM20 213H19V215H20ZM35 213H36V212H35ZM44 213H45V212H44ZM57 213H58V212H57ZM63 213H64V212H63ZM75 213H76V212H75ZM123 213H124V212H123ZM190 213H191V212H190ZM198 213H199V212H198ZM208 213H209V212H208ZM41 214H42V213H41ZM93 214H94V213H92V215H93ZM120 214H121V213H120ZM192 214H193V213H192ZM3 215H5V214H3ZM19 215H18V216H19ZM43 215H44V214H43ZM45 215H46V214H45ZM83 215H84V214H83ZM85 215H86V213H85ZM94 215H96V214H94ZM106 215H107V214H106ZM166 215H168V213H167ZM14 216H17V215H14ZM39 216H40V215H39ZM41 216H42V215H41ZM51 216H52V215H51ZM97 216H98V215H97ZM102 216H103V215H102ZM164 216H165V215H164ZM188 216H189V215H188ZM188 216H187V217H188ZM193 216H195V215H193ZM211 216H212V215H211ZM6 217H10V216L8 215V216H6ZM11 217H12V216H11ZM42 217H43V216H42ZM62 217H63V216H62ZM73 217H74V216H73ZM86 217H87V216H86ZM99 217H101V216H99ZM105 217H106V216H105ZM168 217H169V216H168ZM38 218H39V217H38ZM64 218H65V217H64ZM68 218H69V216H68ZM74 218H75V217H74ZM74 218H73V219H74ZM94 218H95V217H94ZM146 218H147V217H146ZM178 218H179V217H178ZM192 218H193V217H192ZM14 219H15V217H14ZM21 219H22V218H21ZM25 219H26V218H25ZM42 219H44V218H42ZM85 219H86V218H85ZM89 219H90V218H89ZM104 219H105V218H104ZM181 219H182V218H181ZM1 220H3L2 217H1ZM32 220H33V219H32ZM35 220H36V219H35ZM121 220H122V219H121ZM194 220H195V219H194ZM240 220H241V219H240ZM4 221H5V220H4ZM76 221H77V220H76ZM76 221H75V222H76ZM78 221H79V220H78ZM86 221H87V220H86ZM93 221H94V220H93ZM105 221H107V220H105ZM118 221H119V220H118ZM146 221H147V220H146ZM156 221H157V220H156ZM158 221H159V220H158ZM5 222H6V221H5ZM10 222H11V221H10ZM24 222H25V221H24ZM26 222H27V221H26ZM62 222H63V221H62ZM69 222H70V221H69ZM100 222H101V220L99 221V223H100ZM102 222H103V221H102ZM116 222H117V221H116ZM150 222H151V221H150ZM162 222H163V221H162ZM166 222H167V221H166ZM6 223H7V222H6ZM6 223H5V224H6ZM99 223H98V224H99ZM153 223H154V221H153ZM156 223H157V222H156ZM195 223H196V222H195ZM0 224H1V223H0ZM9 224H10V223H9ZM27 224H28V223H27ZM30 224H31V223H30ZM70 224H71V223H70ZM74 224H75V223H74ZM76 224H77V222H76ZM76 224H75V225H76ZM91 224H92V222H91ZM108 224H109V223H108ZM124 224H125V223H124ZM148 224H149V223H148ZM257 224H258V223H257ZM22 225H23V224H22ZM83 225H84V224H83ZM102 225H105V224H102ZM125 225H126V224H125ZM251 225H252V224H251ZM4 226H5V225H4ZM30 226H31V225H30ZM30 226H29V227H30ZM99 226H100V225H99ZM106 226H108V225H106ZM110 226H112V225H110ZM120 226H121V225H120ZM165 226H166V225H165ZM191 226H192V225H191ZM240 226H242V225H240ZM252 226H253V225H252ZM5 227H6V226H5ZM29 227H28V228H29ZM32 227L34 228V226H32ZM94 227H95V226H94ZM103 227H104V226H103ZM122 227H123V226H122ZM125 227H126V226H124L123 229H124ZM187 227H189V226H187ZM25 228H26V227H25ZM28 228H27V229H28ZM30 228H31V227H30ZM30 228H29L28 230H30ZM66 228H67V227H66ZM114 228H115V227H114ZM117 228H118V227H117ZM145 228H147V227H145ZM248 228H249V227H248ZM7 229H9V228H7ZM7 229H6V230H7ZM48 229H49V228H48ZM91 229H93V228H91ZM96 229H97V228H96ZM98 229H99V228H98ZM100 229H101V228H100ZM107 229H108V227H107ZM107 229H106V227H105L104 230L106 231ZM138 229H139V228H138ZM175 229H176V228H175ZM182 229H183V228H182ZM187 229H188V228H187ZM207 229H208V228H207ZM28 230H27V231H28ZM31 230H32V229H31ZM119 230H121V229H119ZM180 230H181V229H180ZM180 230H179V231H180ZM199 230H200V229H199ZM253 230H254V229H253ZM9 231H10V230H9ZM21 231H22V230H21ZM24 231H25V230H24ZM38 231H39V230H38ZM71 231H72V230H71ZM73 231H75V230H73ZM77 231H78V230H77ZM77 231H76V232H77ZM88 231H89V230H88ZM2 232H3V231H1V233H2ZM7 232H8V231H7ZM10 232H11V231H10ZM16 232H17V231H16ZM22 232H23V231H22ZM46 232H47V231H46ZM46 232H45V233H46ZM48 232H49V231H48ZM53 232H54V231H53ZM59 232H61V231H59ZM63 232H64V231H63ZM63 232H62L61 234H63ZM66 232H67V231H66ZM76 232H75V233H76ZM80 232H81V231H80ZM80 232H78V233H80ZM84 232H85V231H84ZM92 232H94V231H92ZM98 232H99V231H98ZM152 232H153V231H152ZM182 232H183V231H182ZM204 232H205V230H204ZM235 232H236V231H235ZM250 232H251V231H250ZM1 233H0V234H1ZM17 233H18V232H17ZM32 233H33V232H32ZM32 233H31V234H32ZM37 233H38V232H37ZM37 233H36V234H37ZM88 233H89V232H88ZM127 233H129V231H128ZM142 233H144V232H142ZM142 233H141V234H142ZM147 233H148V232H147ZM153 233H155V232H153ZM189 233H190V231H189ZM26 234H28V233H26ZM26 234H24V235H26ZM33 234H34V233H33ZM53 234H54V233H53ZM59 234H60V233H59ZM80 234H81V233H80ZM93 234H94V233H93ZM137 234H138V233H137ZM144 234H145V233H144ZM149 234H150V233H149ZM204 234H205V233H204ZM235 234H236V233H235ZM235 234H234V235H235ZM24 235H23L22 237H24ZM37 235L39 236V234H37ZM67 235H68V234H67ZM76 235H77V234H76ZM91 235H92V234H91ZM91 235H90V236H91ZM150 235H151V234H150ZM179 235H180V233H179ZM202 235H203V234H202ZM218 235H219V234H218ZM234 235H233V236H234ZM236 235H237V234H236ZM240 235H241V234H240ZM5 236H6V235H5ZM32 236H33V235H32ZM46 236H47V235H46ZM46 236H45V237H46ZM51 236H52V235H51ZM57 236H58V234H57ZM80 236H81V235H80ZM85 236H86V235H85ZM132 236H133V235H132ZM180 236H181V235H180ZM233 236H232V237H233ZM0 237H1V236H0ZM3 237H4V234H3ZM3 237H2V238H3ZM9 237H11V236H9ZM41 237H42V235H41ZM60 237H61V236H60ZM86 237H87V236H86ZM86 237H85V238H86ZM99 237H100V236H99ZM139 237H140V236H139ZM185 237H186V236H185ZM238 237H239V236H238ZM242 237H243V236H242ZM2 238H1V239H2ZM27 238H28V237H27ZM34 238H35V237H34ZM39 238H40V236H39ZM71 238H72V236H71ZM81 238L83 239V237H81ZM130 238H131V237H130ZM226 238H227V237H226ZM13 239H14V238H13ZM28 239H29V238H28ZM45 239H46V238H45ZM54 239H55V238H54ZM74 239H75V238H74ZM79 239H80V238H79ZM241 239H243V238H241ZM241 239H239V240H241ZM248 239H249V238H248ZM248 239H247V240H248ZM253 239H254V238H253ZM9 240H10V239H9ZM9 240H7V242H8ZM35 240H36V239H35ZM48 240H49V239H48ZM59 240H60V239H59ZM66 240H67V239H66ZM76 240H77V238H76ZM134 240H135V239H134ZM137 240H138V239H137ZM227 240H228V239H227ZM4 241H5V240H4ZM72 241H73V240H72ZM83 241H84V240H83ZM128 241H129V240H128ZM211 241H212V240H211ZM250 241H251V240H250ZM10 242H11V241H10ZM10 242H9V243H10ZM13 242H15V241H13ZM13 242H12V243H13ZM24 242H25V241H24ZM35 242H36V241H35ZM46 242H47V241H46ZM57 242H58V241H57ZM61 242H62V241H61ZM86 242H87V241H86ZM139 242H140V241H139ZM195 242H196V241H195ZM195 242H194V243H195ZM218 242H219V241H218ZM17 243H18V242H17ZM29 243H30V242H29ZM29 243H28V244H29ZM40 243H41V242H40ZM58 243H59V242H58ZM68 243H69V242H68ZM75 243H76V242H75ZM143 243H144V242H143ZM210 243H211V242H210ZM25 244H26V243H25ZM41 244H42V243H41ZM49 244H50V243H49ZM64 244H65V243H64ZM73 244H74V243H73ZM78 244H79V242H78ZM91 244H92V243H91ZM212 244H213V243H212ZM212 244H211V245H212ZM226 244H227V242H226ZM1 245H2V244H1ZM1 245H0V246H1ZM8 245H9V248H10V246H12V245H10V244H8ZM13 245H14V243H13ZM30 245H31V244H30ZM35 245H36V244H35ZM70 245H71V244H70ZM192 245H193V244H192ZM249 245H250V244H249ZM19 246H20V245H19ZM64 246H65V245H64ZM165 246H166V245H165ZM229 246H230V245H229ZM247 246H248V245H247ZM21 247H22V246H21ZM34 247H35V246H34ZM41 247H42V246H41ZM80 247H81V246H80ZM117 247H118V246H117ZM145 247H146V246H145ZM212 247H213V246H212ZM11 248H13V246H12ZM22 248H23V247H22ZM72 248H73V247H72ZM89 248H90V247H89ZM98 248H99V247H98ZM141 248H142V247H141ZM217 248H218V246H217ZM2 249H3V248H2ZM35 249H36V247H35ZM41 249H42V248H41ZM113 249H115V248H113ZM132 249H133V248H132ZM211 249H212V248H211ZM13 250H14V249H13ZM108 250H109V248H108ZM154 250H155V249H154ZM208 250H209V249H208ZM11 251H12V249H11ZM25 251H26V250H25ZM27 251H28V250H27ZM36 251H37V250H36ZM88 251H89V250H88ZM88 251H87V252H88ZM103 251H104V250H103ZM111 251H112V250H111ZM116 251H117V250H116ZM187 251H188V250H187ZM211 251H212V250H211ZM215 251H216V250H215ZM223 251H224V250H223ZM1 252H2V251H1ZM1 252H0V253H1ZM13 252H15V251H12V253H13ZM87 252H86V253H87ZM105 252H106V251H105ZM117 252H118V251H117ZM145 252H146V250H145ZM151 252H152V251H151ZM199 252H200V251H199ZM89 253H91V252H89ZM113 253H114V251H113ZM119 253H120V252H119ZM125 253H126V252H125ZM136 253H137V252H136ZM227 253H228V252H227ZM233 253H234V252H233ZM93 254H94V252H93ZM146 254H147V253H146ZM210 254H211V253H210ZM241 254H242V253H241ZM243 254H244V253H243ZM12 255H15V253L12 254ZM114 255H115V254H113V256H114ZM227 255H228V254H227ZM233 255H234V254H233ZM261 255H262V254H261ZM0 256H1V255H0ZM121 256H122V255H121ZM130 256H131V255H130ZM138 256H139V255H138ZM156 256H157V255H156ZM200 256H201V254H200ZM210 256H211V255H210ZM215 256H216V255H215ZM237 256H238V255H237ZM85 257H86V256H85ZM125 257H126V256H125ZM125 257H124V258H125ZM133 257H134V256H133ZM198 257H199V256H198ZM198 257H197V258H198ZM238 257H239V256H238ZM238 257H237V258H238ZM247 257H248V256H247ZM0 258H1V257H0ZM35 258H36V257H35ZM111 258H112V256H111ZM117 258H118V257H117ZM136 258H137V257H136ZM140 258H141V257H140ZM210 258H211V257H210ZM223 258H224V257H223ZM233 258H234V257H233ZM91 259H92V258H91ZM170 259H171V258H170ZM103 260H104V259H103ZM109 260H110V259H108V260H106V261H109ZM118 260H120V259H118ZM124 260H125V259H124ZM154 260H155V259H154ZM263 260H264V259H263ZM111 261H113V260L111 259ZM125 261H126V260H125ZM133 261H134V260H133ZM133 261H132V262H133ZM152 261H153V260H152ZM160 261H161V260H160ZM195 261H196V260H195ZM86 262H87V261H86ZM89 262H90V261H89ZM113 262H115V259H114ZM144 262H145V261H144ZM153 262H154V261H153ZM196 262H197V261H196ZM90 263H91V262H90ZM115 263H116V262H115ZM128 263H129V262H128ZM135 263H136V262H135ZM238 263H239V262H238ZM241 263H242V262H241ZM92 264H93V263H92ZM95 264H96V263H95ZM104 264H105V263H104ZM132 264H133V263H132ZM142 264H143V263H142ZM151 264H152V263H151ZM183 264H184V263H183ZM199 264H200V263H199ZM206 264H207V263H206ZM225 264H226V262H225ZM239 264H240V263H239Z\"/></svg>",
	"mask_w": 264,
	"mask_h": 264
}]
</instances>
